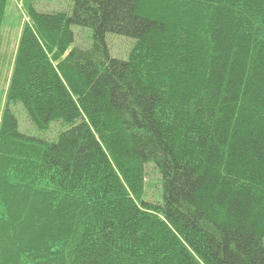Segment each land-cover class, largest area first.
<instances>
[{"label": "trees", "instance_id": "trees-1", "mask_svg": "<svg viewBox=\"0 0 264 264\" xmlns=\"http://www.w3.org/2000/svg\"><path fill=\"white\" fill-rule=\"evenodd\" d=\"M33 1L0 119V264H264V0ZM12 103L70 128L27 136Z\"/></svg>", "mask_w": 264, "mask_h": 264}, {"label": "rangeland", "instance_id": "rangeland-1", "mask_svg": "<svg viewBox=\"0 0 264 264\" xmlns=\"http://www.w3.org/2000/svg\"><path fill=\"white\" fill-rule=\"evenodd\" d=\"M27 0H10L6 11L4 26L0 38V119L5 106L6 91L9 86L10 76L12 74L13 58L22 31V27L29 23L26 14ZM32 5L37 11L44 13L64 12L71 14L72 4L69 1L61 0H35ZM74 41L70 49L80 48L89 49L92 45V33L89 29L72 26ZM106 44L109 54L112 58L127 60L133 47V40L117 36L114 34L106 35ZM9 109L14 114L18 129L21 133L39 138L45 141H55L58 135L70 128L69 125L62 122H53L48 128L38 130L28 118L24 108L19 103H12ZM146 195L147 200L151 202L158 201L160 176L155 169L150 166L147 169Z\"/></svg>", "mask_w": 264, "mask_h": 264}]
</instances>
